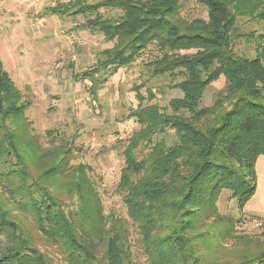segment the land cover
Here are the masks:
<instances>
[{"label":"trees","instance_id":"16d2710c","mask_svg":"<svg viewBox=\"0 0 264 264\" xmlns=\"http://www.w3.org/2000/svg\"><path fill=\"white\" fill-rule=\"evenodd\" d=\"M183 1L107 0L101 5L119 9V18L95 15L87 22L113 43L88 74L92 82L144 54L150 78L180 79L171 88L181 97L169 101L168 111L144 105L145 97L134 90L137 105L129 114L139 129L123 151L115 188L126 219L104 215L88 169L70 167L63 143L49 150L44 164L50 166L32 175L24 146L33 152L38 147L28 138L29 102L0 62V189L7 199H0V264H57L13 210L29 214L43 247L57 248L62 264H135L132 235L148 264H197L199 245L209 236L199 228L226 221L216 206L222 192L240 211L253 196L255 164L264 157V30L244 33L238 20L264 22V0H195L207 9L206 20L181 16ZM247 38L256 46L253 59L233 50ZM220 78L225 89L203 107L206 89ZM167 130L176 138L171 145L164 138ZM157 134L163 137L155 141ZM60 182L69 196L76 195V210L65 211L57 198ZM234 264H264V249Z\"/></svg>","mask_w":264,"mask_h":264},{"label":"rangeland","instance_id":"374dc122","mask_svg":"<svg viewBox=\"0 0 264 264\" xmlns=\"http://www.w3.org/2000/svg\"><path fill=\"white\" fill-rule=\"evenodd\" d=\"M105 1L0 0V62L22 100L29 102L24 113L28 138L33 140L35 149L38 147L33 152L27 144L24 146L32 175L37 177L43 168L50 166L49 162L44 164L49 159V150L63 143L70 151V167L88 169L86 175L95 184L104 215L126 219L115 188L123 168V151L139 129L129 114L137 105L134 90L145 97L144 105H157L168 111L169 101L181 97L177 89L171 88L180 79L168 75L150 78L144 54L114 74L101 73L100 79L92 82L88 74L94 71L99 54L113 43L87 22L95 15L112 20L121 15L119 9L101 5ZM81 9H97V13L81 14ZM180 14L188 19H207V9L195 0L183 1ZM238 22L244 33L258 35L264 30L263 21L242 18ZM255 47L250 38L233 44L235 53L248 59L255 57ZM225 86L222 78L210 84L201 105L210 106ZM149 91L154 96L151 101ZM157 135L155 141L163 137ZM164 138L169 145L176 139L170 130ZM28 143L32 146L31 141ZM142 148L143 145L137 153ZM255 173V192L243 210L238 209L235 199L228 200V192L220 195L217 211L226 221L211 224L209 220V227L199 228L209 236L199 245L201 256L197 264H234L242 256H255L264 249V225L259 227L252 222V218H264V157L257 159ZM62 182L55 190L57 198L65 211H74L77 197L69 196ZM51 183L57 184L55 180ZM0 199L7 200L1 189ZM12 215L32 235L40 250L62 264L57 248L43 247L28 213L13 210ZM135 239L132 235L135 264H148Z\"/></svg>","mask_w":264,"mask_h":264},{"label":"built area","instance_id":"2783aa9c","mask_svg":"<svg viewBox=\"0 0 264 264\" xmlns=\"http://www.w3.org/2000/svg\"><path fill=\"white\" fill-rule=\"evenodd\" d=\"M64 2H67L69 0H63ZM253 223H255V225H258L259 227L264 225V218H254Z\"/></svg>","mask_w":264,"mask_h":264}]
</instances>
